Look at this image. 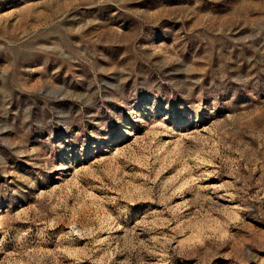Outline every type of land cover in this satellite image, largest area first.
Returning <instances> with one entry per match:
<instances>
[{"label":"rangeland","instance_id":"1","mask_svg":"<svg viewBox=\"0 0 264 264\" xmlns=\"http://www.w3.org/2000/svg\"><path fill=\"white\" fill-rule=\"evenodd\" d=\"M0 264H264V0H0Z\"/></svg>","mask_w":264,"mask_h":264}]
</instances>
